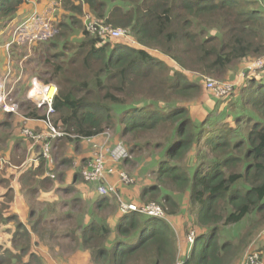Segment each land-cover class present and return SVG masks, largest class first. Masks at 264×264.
<instances>
[{
    "label": "trees",
    "instance_id": "obj_1",
    "mask_svg": "<svg viewBox=\"0 0 264 264\" xmlns=\"http://www.w3.org/2000/svg\"><path fill=\"white\" fill-rule=\"evenodd\" d=\"M32 1L0 0V24L16 19L23 5ZM58 2L70 15L48 38L29 30L28 41L34 42L29 51L25 46L17 52L11 48V57L28 56L26 65L38 61L33 74L57 86L51 120L63 136L41 142L51 146L48 158L42 145L33 146L24 132L30 128L34 134L49 135L51 129L42 122L47 110L30 101H22L19 114L0 109V158L10 159L0 171V233L8 231L10 221H17L10 213L15 203L12 180L22 170L20 180L28 198L72 181L70 176L74 186L78 182L97 186L90 205L98 212H89L91 220L82 233V246L91 252L88 264H178L181 249L172 221L180 217L185 238H195L182 264L236 260L252 236L264 231V67L260 74L243 68L245 79L228 98L232 100L226 104L228 115L223 112L209 120L207 116L198 123L183 104L203 92L193 74L223 80L243 64L264 62V0ZM85 10L94 24L85 26ZM101 26L124 31L137 46L100 35ZM223 118L229 123L219 122ZM207 121L210 129L205 128ZM108 132L124 144V166L130 171L143 162V152L158 153L144 157L146 168L141 171L149 183L141 192L122 191L124 183L117 182L121 172L113 160L103 177H88L97 163L92 165L94 158L82 145L109 136ZM107 144L105 149L112 151ZM211 148H222V153L209 156ZM193 151L196 161L189 165ZM53 152L61 161H55ZM81 152L85 155L79 158ZM29 157L33 162L26 165ZM110 185L116 186L115 194L103 195L100 189ZM56 190L73 192L68 187ZM134 194L142 203H157L164 216L127 210L116 218L122 195ZM107 213L115 215L113 226L111 219L108 223L111 216H101ZM233 225L237 234L243 230L239 238L222 241V229ZM19 233L22 241H30L27 231ZM11 239L19 242L17 235ZM7 250L0 245V253ZM14 261L21 263L19 258ZM14 261L0 254V264Z\"/></svg>",
    "mask_w": 264,
    "mask_h": 264
},
{
    "label": "crops",
    "instance_id": "obj_2",
    "mask_svg": "<svg viewBox=\"0 0 264 264\" xmlns=\"http://www.w3.org/2000/svg\"><path fill=\"white\" fill-rule=\"evenodd\" d=\"M41 0H33L31 4H24L21 8L20 12L18 13V17L14 20H10V22L7 23V26L3 32L0 34V39L4 38V41H0V62L2 64L0 65V70L2 71L5 66V60L6 56L4 54V48H6V45L10 42H13L15 38L11 36V31L13 25L16 23H20L24 21L21 25H19L17 28L23 26L25 22H27V19L31 18L35 14H39L37 16V20L40 23V28L33 27H27L24 28L23 31L25 32V36H22V39L27 40V47L26 49H30V45H32L34 42L29 40V35L31 29H33L36 33V35L40 36L43 34L44 37V31L50 30L53 31V26L51 28L45 27L42 24L43 22V15L46 14V9L43 8L42 5H39V2ZM58 1V0H57ZM42 16V17H41ZM49 16H45L44 19L47 20ZM51 20H49L50 22ZM15 25V26H16ZM34 38V35L31 36ZM19 40V37L16 41ZM23 43H17L15 42L11 48L12 51L15 50L17 52L21 49V47H24L22 45ZM11 48L10 51L7 54V58L10 57L11 59V68L13 66V76L11 77L12 82L10 83L12 86H14V93L22 96L24 99L22 101H29L28 99V91H29V85L31 84L32 78H38L30 77L29 80H22V77L25 75L22 70L19 68H22L24 63L26 64L25 60L28 58V56H20L23 57L19 59L20 57L16 58L18 60H13L11 57ZM25 49V48H24ZM10 54V56H9ZM2 67V69H1ZM39 79V78H38ZM40 80V79H39ZM17 103H19L18 100H15ZM1 109V108H0ZM34 125V124H33ZM40 125L43 126L42 123ZM104 136V135H103ZM85 144L82 145V150H84ZM79 158H82L85 154L84 152H81L78 154ZM53 156L55 161H61L62 157H59L58 155H55L53 152ZM9 158L6 156V158H0V171L5 168L6 165L9 163ZM33 162V160L29 157L28 161L26 162V165ZM24 172L21 170L18 175L12 180V186L14 190V200L17 203L13 205L11 209V215H15L17 218V221H10L8 223V231L4 233H0L1 239H0V245H3L8 250L7 252H2L1 255L3 259L14 261L16 258H19L21 260L20 264H28L32 263L34 264V261H38L41 264H48V262H52L54 264L64 263L65 264H74L75 262H81L82 264H88L89 261H91V252L88 249H84L82 244V233L83 229L87 227L89 222L85 224L87 221L83 220H77L76 216L74 215L73 211H67L69 209V206L66 207V199L69 196H72L75 189H77V186H74V178L73 176H70L69 178L72 181H61L58 183L54 189L40 192L38 191L37 194L33 198H28L25 195V188L23 187V184L20 180V177L22 176ZM3 174V172L1 173ZM0 174V175H1ZM72 182L74 183L72 185ZM79 183V182H78ZM77 183V184H78ZM83 187H81L84 195L89 199L87 202H92V197L96 196V190L93 185L89 184H81ZM148 185V183L140 190V192ZM62 188L65 189L68 187V189H74L72 194L69 195L65 191L56 190V188ZM2 190L0 189V192ZM80 194V193H79ZM78 194V195H79ZM44 199V201L37 202L41 203L42 205H35L31 204V202L36 201V199ZM73 199H79L78 196H76ZM73 203V201H72ZM17 205V206H16ZM76 205V204H74ZM89 205L87 208L83 210H88ZM74 207V206H71ZM78 212V214H83L84 212ZM67 211V212H65ZM19 223L22 224V227L19 229ZM22 232L25 234L27 231L29 233L28 239L30 243L26 241H22L20 239ZM19 242L13 241L12 242V236H16ZM260 235V236H259ZM258 238L254 239L250 242H255L257 245V249L254 250V252H258L261 257L264 255V231L259 234ZM254 243V244H255ZM249 244V245H250ZM252 248V247H251ZM244 248H242L243 250ZM241 250V252H242ZM74 253V259L72 257H65L63 256V253ZM51 253L54 254V257H51ZM241 254V253H240ZM12 256V257H11ZM241 258L234 260V264L238 262L237 264L241 263ZM231 262L230 264H233ZM264 262V257H263ZM18 261H14L13 264H17Z\"/></svg>",
    "mask_w": 264,
    "mask_h": 264
},
{
    "label": "rangeland",
    "instance_id": "obj_3",
    "mask_svg": "<svg viewBox=\"0 0 264 264\" xmlns=\"http://www.w3.org/2000/svg\"><path fill=\"white\" fill-rule=\"evenodd\" d=\"M61 4H62V2H58L57 0H41L39 2V5H42L43 8L46 9V14L43 15V22H42L41 25H43L45 27H48V28H51V26H53V28H55V27L58 26V24L60 22H63L66 19L65 16H69L70 15V13H68L64 9H62V7H61L62 5ZM112 4L113 3H111V5ZM84 14H85V18H86V21H85L86 25L85 26H89L90 25L88 22H91V24H94V20L95 19H93L91 17L89 12H87L85 10ZM38 15L39 14L37 13L34 16H32L30 19H27V22H25V24L23 26L19 27V28H17V27L19 25H21L24 21H22L20 23H17V25L15 23L13 25V27H12L13 29L11 31V36H13L15 38V40L13 42L8 43V44H11V46H12V44H14L15 42H17V43L19 42V43H23V44H19V45L25 46V48H26L27 47V42H26L27 40L22 39V36L26 35L25 32L23 31V29L27 28V27L35 28L36 26H37V28H40V23H38L39 21L37 20V16ZM45 16H49L47 18V20L44 19ZM29 20H31V21L28 22ZM49 20H51V21L49 22ZM7 21H9V20H7ZM4 22H3L4 24H0V34H1V32H3V30H5V28L7 26V23H8L6 21H4ZM51 35H52L51 29L44 31V36H46L47 38L49 36H51ZM16 36H17V39L19 37L18 41H16ZM110 39H113V38H110ZM4 40H5L4 38L0 39V41H4ZM125 40L128 41V37L126 38L125 36H120V38L118 39V43H121L122 41H125ZM28 42H30V41H28ZM112 42H113V45H114L115 42L113 40H112ZM37 45H38V43H36V46ZM11 46H10V48H11ZM31 46L32 45H30V47ZM10 48H9V50L7 48H4V52L6 54H8V52L10 51ZM23 51H25V50H21L19 52V54L22 55ZM30 58H34L33 51H32V53L30 55ZM15 60H18V59H15ZM260 60L263 61V59H258L256 61L248 64L247 66L245 64H243L241 66V69L239 68L240 70H238V72L231 71L229 73V75L223 80H221V79H213V78L211 79V78H207V77H203V76L201 77L200 74H193L194 75L193 79H197L196 82H199V84L201 85V87L203 89V92L200 95H198L197 97H195L194 99H192L191 101L189 100L190 102H188L186 104H183L184 106H186L188 108L189 116L193 120H195L196 122L200 123L201 121H204L205 118H207V116H209L208 119H207V120H209V118L216 117L220 113H223V112L226 113V109H227L226 108V104L228 103V105H230V102L232 101L231 100L229 102L230 99L228 100V98L233 95L232 93L234 92V90L238 89L239 88V84L242 83V81L245 79V77H244V75H245L244 69L245 68L246 69H251L252 72H257L258 74H260L261 70L263 69L261 64L258 63ZM26 61H27V59L25 60V62ZM63 61L67 62L68 61V57H66V59H64ZM29 62L27 63V65L24 63L23 67L19 68L25 74L22 77V80H24V81L25 80H29L30 77H35V74H33V70L35 69V67L39 63L38 61H36L35 64L29 65ZM1 64H2V62H0V65ZM1 69H2V67H1ZM11 69L13 70V66H12ZM7 70H8V59H7V63H6L5 68L2 71L0 70V96H1V92H2V89L4 88V86H7L9 88V90H10V93H11V99L13 101L14 100H18L19 101L18 104L21 105L22 100L24 98L22 96H19V95L14 93L13 86L11 84L7 85V84L3 83L4 77H5V73L7 72ZM40 70H42V67H41ZM12 76H13V71H12ZM33 79L34 78H32V80ZM32 80H31V82H32ZM34 80H37V79H34ZM41 80L40 81L37 80V81L43 87L47 86ZM209 83H213L214 84V88H209L208 87ZM28 87H29V90H30V100L29 101L31 103H33V102L36 103L35 100L37 99V101H40L43 104L44 102H43L42 94H37V96L35 98L31 97V91L33 89V83L30 84ZM56 95H57V91H56L55 96ZM23 102L27 103L28 101L25 99V101H23ZM20 109H21V107H19V111L17 112V114H19ZM227 118H230V117H227ZM227 118H223V119L219 120V122H221L222 124H227V123H229ZM232 125L234 126V124H232ZM205 128L206 129H210L211 128V126L209 125L208 121H207V124H206ZM42 131H44V130H42ZM108 135L109 136H103L102 135L103 137L98 138L95 141L92 140V141H87L86 142V144H85L86 146H84V151L87 153L88 156H91V155L93 156L94 159L92 161V165L95 164V161H96L97 156L99 155V150H100L101 146H106L108 138H109V141H108V144H107L108 148H111V149H114V151H117V150H119V146H121V145L124 146V144L122 142L115 140L114 132H108ZM112 137H114V138H112ZM105 138H106V140H105ZM93 148L95 149V153H93ZM153 153L156 154V156L158 155V153H155L153 151L152 152H149V151L143 152V154H142L143 157L141 156V158L143 159V162L139 161L137 163V166L134 169H132L131 171H130L129 168H127L126 165L124 166L125 163H124L123 160H120L119 162L113 163L114 166L116 167L117 171L121 172L119 175L127 174V177H128L127 181L122 185V191H127V192H131V193L134 192V191H140L147 183H149L148 179L147 180L144 179L145 172H142L141 170H145V168H146V166H145L146 165V159L144 157L153 155ZM195 153L196 152L193 151L189 155V157H188L189 165L195 164L194 163L196 161V154ZM221 153H222V148H220V149L211 148L208 151L207 154L209 156H214V155H220ZM124 155H126V152H125ZM133 158L135 160L134 156H133ZM106 165L107 164H104V170L105 171H106ZM85 170L86 169H83L82 172L84 173ZM97 170H98V165H96V168L91 173V178H93V180H96V176L95 175H96V171ZM113 173H114V170H113ZM109 175H111V174H109ZM130 176L132 177V179H130ZM112 177L113 176H111L110 178H112ZM149 178H150V176H149ZM152 178H153V182H157L153 175H152ZM109 181H111V180L109 179ZM117 182L120 183L121 180L118 179ZM81 184H85V183L79 182L78 184H76L77 189H75V191H74L72 196H69L66 199V201H67L66 207L69 206V209L67 211H73V213L76 216L77 220L81 219L83 221H87L85 223V224H87L91 220V218H89V212L96 213L98 211L93 209V204H91L89 206L88 210H83V209L87 208V206L89 205L90 201L87 202V200H89V199L84 195V193H83V191L81 189V187H83V185H81ZM89 185H91V184L89 183ZM92 185L95 187V190H96L97 186L95 184H92ZM109 194H110V192L106 196H109ZM76 196H78L80 198V200L77 201L78 203H76V205H74L72 203V201H74L73 198H75ZM122 199H123V206L129 204V205H135L137 207H145V210L149 209L148 211H153V210L156 211L157 210V211H159V215L158 216H164V214H165V212L161 209V207L157 203H155V202H151L149 204L142 203L140 196H137L136 194H134L132 196L122 195ZM17 201L15 202V204L17 203ZM41 201H44V199H42V198L39 199L38 198V199H36V201L31 202V204L42 205L41 203H37V202H41ZM124 202L127 203V204H125ZM71 206H74V207H71ZM123 206H121L119 208V213L117 212L116 218H118L119 214H121L120 211H123ZM82 210L84 212V215L83 214L76 215L79 211L82 212ZM67 211H65V212H67ZM101 216H103L102 218H105L107 216H111L109 218L108 223L110 222V219H111L110 224L112 226L114 225V223H113L114 217H115L114 214L107 213L106 215L102 214ZM187 218H188V215L186 216V221H187ZM172 222H173L174 227L178 228V237H177V239H178L179 249H181L180 250V255L178 256V258H180V261H179L178 264H182V260H184L183 257L187 256L188 252L190 251L191 247L193 246V243L195 242V238L192 237V236L189 237V238H185L183 230L180 229V227H179V223L180 224L182 223V217L178 218L176 220V222H174V221H172ZM242 232H243V230L239 234H237V227L234 226V225L225 227L221 231V236H222L221 240L225 241V240H227V238H230L231 236L233 238H235V236H236L235 240H237ZM256 236H257V234L252 236L250 241H253L254 239H256ZM0 239H1V237H0ZM254 243L255 242H252L251 244L249 243L250 245L248 244L242 250L240 256L238 258H236V260L241 258L242 261H241L240 264H264V262H263L264 255H262V257H261V255L257 252L259 254V257L257 255H255L253 257H250V254L252 252H254V250L257 249V245H256V243L255 244ZM240 245H241V243H240ZM198 254H199V252L196 253L195 258L197 257ZM63 256H64V258L65 257H72L73 259L75 258L74 257L75 256L74 253L71 254L70 252L69 253L64 252ZM51 257L53 258L54 254L51 253ZM237 263L238 262H236V264ZM48 264H54V263L48 262ZM59 264H65V260H64V263H59ZM74 264H82V263L77 261ZM233 264H234V262H233Z\"/></svg>",
    "mask_w": 264,
    "mask_h": 264
},
{
    "label": "built area",
    "instance_id": "obj_4",
    "mask_svg": "<svg viewBox=\"0 0 264 264\" xmlns=\"http://www.w3.org/2000/svg\"><path fill=\"white\" fill-rule=\"evenodd\" d=\"M90 29L93 31L95 30V28L90 27ZM99 34L103 35V36H109L110 38L113 39H119L120 36H125V32L122 30H114V29H110V28H102L99 27ZM11 46V44H7L6 48L9 49ZM11 59H8V70L5 73V77H4V81L3 83L10 85L12 79V69H11ZM258 63L261 64L262 68L264 66V62L263 61H259ZM37 79L38 81H40L38 78H34ZM33 79V80H34ZM212 79V78H211ZM31 82V84L33 83V89L31 91V97L35 98L37 96V94H42L43 96V104L40 101H37V99L35 100L36 103H34L37 108L39 109H46L47 110V117L45 118V120H43V124L48 127L49 129H51V133L49 135L46 134H34L33 130H31L30 128H26L25 129V134L31 138L33 140V146H37V145H42L41 142H43L46 139H57L59 137L63 136V132H61L60 130H57L53 123H52V115L54 112L53 109V100L54 98L57 96H55L56 92L54 93V97L49 99L48 98V94L50 92V90L55 86L57 88L56 85H49V84H45L47 86H42L37 80H34ZM209 88H214V84L213 83H209L208 84ZM58 89V88H57ZM13 91H14V86H13ZM58 93V92H57ZM28 99L30 100V90L28 91ZM0 107L1 109L6 112V113H14L17 114V112L19 111V107L20 105L14 100L11 99V93L10 90L7 86H4V88L2 89L1 92V96H0ZM50 149L51 146L49 144H44V146L42 145V150L43 153L45 154V156H47L48 158L50 157ZM126 152V148L121 145L119 146V150L114 151V149L112 151H109L107 149H105V146H101L100 150H99V155L96 158V163L98 165V170L96 171V179L103 177V170H104V164H107L109 160H113L115 162H119L120 160H123L126 158L127 156V152L126 155H124ZM108 153L111 154V158H109ZM88 177H91V174H88ZM128 177L126 174H122L121 175V182L125 183L127 181ZM115 185H110L107 186L105 188H101L100 191L103 195H107L109 192H113L115 194ZM127 210H133V211H139L141 213H148L154 216H158L159 215V211H148L145 210V207H137L135 205H124L123 206V212H126ZM257 255L259 257V254L257 252H252L250 254V257H253Z\"/></svg>",
    "mask_w": 264,
    "mask_h": 264
},
{
    "label": "bare ground",
    "instance_id": "obj_5",
    "mask_svg": "<svg viewBox=\"0 0 264 264\" xmlns=\"http://www.w3.org/2000/svg\"><path fill=\"white\" fill-rule=\"evenodd\" d=\"M56 91L58 92V89L55 88V87H53V88L50 90V92L47 93V94H48V98H49V99L53 98V97H54V93H55Z\"/></svg>",
    "mask_w": 264,
    "mask_h": 264
},
{
    "label": "clouds",
    "instance_id": "obj_6",
    "mask_svg": "<svg viewBox=\"0 0 264 264\" xmlns=\"http://www.w3.org/2000/svg\"><path fill=\"white\" fill-rule=\"evenodd\" d=\"M31 20H29L28 22H30ZM128 40H130L131 44L134 45V46H137V43H135L134 41H132L131 38L128 37ZM256 252V251H255Z\"/></svg>",
    "mask_w": 264,
    "mask_h": 264
}]
</instances>
